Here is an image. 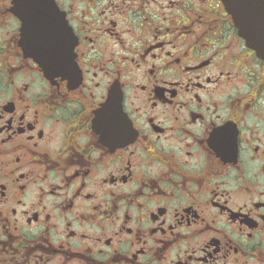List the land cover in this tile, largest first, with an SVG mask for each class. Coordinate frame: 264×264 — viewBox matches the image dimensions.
Returning a JSON list of instances; mask_svg holds the SVG:
<instances>
[{
    "label": "flooded vegetation",
    "instance_id": "1",
    "mask_svg": "<svg viewBox=\"0 0 264 264\" xmlns=\"http://www.w3.org/2000/svg\"><path fill=\"white\" fill-rule=\"evenodd\" d=\"M56 7L67 77L20 43ZM0 264H264V58L222 0H0Z\"/></svg>",
    "mask_w": 264,
    "mask_h": 264
},
{
    "label": "water",
    "instance_id": "2",
    "mask_svg": "<svg viewBox=\"0 0 264 264\" xmlns=\"http://www.w3.org/2000/svg\"><path fill=\"white\" fill-rule=\"evenodd\" d=\"M239 34L264 58V0H222ZM23 13V12H22ZM19 13L22 19L20 43L27 56L33 57L45 75L71 76L75 40L62 14L53 12ZM49 13V14H48ZM22 14V15H21Z\"/></svg>",
    "mask_w": 264,
    "mask_h": 264
}]
</instances>
